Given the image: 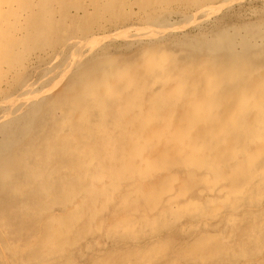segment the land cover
<instances>
[{"label":"rangeland","instance_id":"obj_1","mask_svg":"<svg viewBox=\"0 0 264 264\" xmlns=\"http://www.w3.org/2000/svg\"><path fill=\"white\" fill-rule=\"evenodd\" d=\"M6 1L0 264H264V0Z\"/></svg>","mask_w":264,"mask_h":264},{"label":"bare ground","instance_id":"obj_2","mask_svg":"<svg viewBox=\"0 0 264 264\" xmlns=\"http://www.w3.org/2000/svg\"><path fill=\"white\" fill-rule=\"evenodd\" d=\"M84 1V0H83ZM89 1V0H88ZM96 1V0H95ZM130 1V0H129ZM148 1V0H147ZM204 1V0H203ZM100 2V1H99ZM134 2H135V0H134ZM125 3H126V1H125ZM87 4H88V2H87ZM132 4H135V3H132ZM45 5V4H44ZM53 5L54 6H56V8H55V12H59V10H56V9H58V8H60V5H58V0H53ZM126 5V4H125ZM46 6V5H45ZM156 6V5H155ZM42 2H41V0H9V1H6V2H4L3 3V5H2V10H4L5 12H7L9 15H11L12 17H13V25H15V23H19L20 21H22V19H24V18H27V17H29V16H31V15H34V14H37V13H39L40 11H41V9H42ZM97 7V6H96ZM149 7V6H148ZM158 7V6H157ZM93 8V7H92ZM99 8V7H98ZM137 8V7H136ZM91 9V8H90ZM90 9H89V11H90ZM96 9V8H95ZM211 9V8H210ZM133 10V9H132ZM150 11V10H149ZM191 11V10H190ZM4 12V13H5ZM83 12H84V9H83ZM140 12H141V10H140ZM151 12V11H150ZM167 12V11H166ZM42 13V12H41ZM89 13V12H88ZM4 15V14H3ZM46 15V14H45ZM50 15V14H49ZM146 15H148V14H146ZM44 17V16H43ZM45 17H47V16H45ZM61 17V16H60ZM168 17V16H167ZM48 18V17H47ZM51 18V17H50ZM34 20V19H33ZM24 22V21H23ZM68 23V22H67ZM55 26H57V27H55L56 29L58 28V25L59 24H61V20H59V18L58 19H56V22H55ZM58 24V25H57ZM22 26V25H21ZM15 27V30L17 31V33L20 31V27L18 26V25H15L14 26ZM32 28H35V31L37 32L38 30H37V26L35 25H33L32 26ZM54 28V29H55ZM50 29H53V28H51L50 27ZM58 30L61 32V29L60 28H58ZM63 30V29H62ZM58 32V31H57ZM24 33H25V31L23 32V31H20L18 34H20L19 36H23L24 37ZM56 35V34H55ZM1 36V35H0ZM20 39H22V40H24V38H20ZM87 40V39H86ZM81 43V42H80ZM80 43H77L76 44V47H75V50H74V52H73V54H71V58H72V56L75 58V59H77V60H79V61H82V59L84 58V55H85V53L83 54L82 53V51L84 50V52L86 51L85 50V47H88L87 48V51H91V48L89 47V46H87V45H84V44H80ZM70 44V43H69ZM67 45V44H66ZM72 47H73V45H72ZM220 51V50H219ZM230 52V51H229ZM261 52V51H260ZM253 53V54H252ZM251 54H252V56H253V59L254 58H260L261 56L260 55H258V52H252ZM257 53V54H256ZM56 55V54H55ZM248 56V55H247ZM248 58V57H247ZM74 59V60H75ZM67 61V60H66ZM242 61V60H241ZM254 61V60H253ZM72 62V61H71ZM71 62H69V64H71ZM247 62V61H246ZM255 62V61H254ZM257 62V61H256ZM74 63V62H73ZM241 63V62H240ZM78 64V63H77ZM59 65V64H58ZM73 65V64H72ZM74 65H75V63H74ZM85 65V64H84ZM73 66H71V68H72ZM78 68V67H77ZM0 69L1 70H6L7 68H6V66H1L0 67ZM0 70V71H1ZM66 70H67V68H66ZM3 72H5V71H3ZM208 76V75H207ZM201 81V80H200ZM34 85V84H33ZM27 86V85H26ZM23 87V86H22ZM30 87V86H29ZM32 87V86H31ZM17 89V88H16ZM26 90V89H25ZM37 90V89H36ZM22 91V90H21ZM30 91H32V90H30ZM30 91H29V93H30ZM34 91V90H33ZM38 91V90H37ZM41 91V90H40ZM20 92V91H19ZM26 92H27V90H26ZM10 93V92H9ZM28 93V92H27ZM24 94V93H23ZM22 95V94H21ZM8 96H11V94L10 95H8ZM24 96V95H23ZM34 93H30L27 97H28V99L26 100H20L19 99V102H17L14 106H12L8 111H5V113H4V115L3 116H1L0 117V121L2 122V123H9L7 120L10 118V117H12L11 115H13L14 113H17V114H15V115H18L19 114V112H23V111H25V110H27V109H29L30 111L29 112H31L32 110H33V106L35 105V100H31V98H34ZM36 97V96H35ZM119 97V96H118ZM16 99H18L17 97H16ZM22 99V98H21ZM24 99V98H23ZM14 100V99H13ZM7 102V100L5 101V102H3V103H6ZM2 103V102H1ZM10 104V103H9ZM178 105V104H177ZM91 106V105H90ZM102 106V105H101ZM97 110V109H96ZM22 112L20 113V115H23L22 114ZM28 112V113H29ZM95 112V111H94ZM27 113V114H28ZM25 114V113H24ZM26 114V115H27ZM85 116V115H84ZM87 116V115H86ZM10 120V119H9ZM68 121V120H67ZM260 122V121H259ZM263 122V121H262ZM15 123V122H14ZM66 123V122H65ZM261 123V122H260ZM256 124V123H255ZM62 125V124H61ZM15 124H14V126H13V129H15ZM259 128V127H258ZM13 131V130H12ZM17 131H19V128L17 129ZM17 133V132H16ZM101 136V135H100ZM134 138V137H133ZM186 138V137H185ZM110 139V138H109ZM188 139V138H187ZM186 139V140H187ZM8 140H9V138H8ZM185 141V140H184ZM95 142V141H94ZM98 142V141H97ZM115 142H116V140H115ZM114 142V143H115ZM10 144V143H9ZM6 145V144H5ZM12 145V144H11ZM13 146V145H12ZM86 148V147H85ZM108 148V147H107ZM185 148H187V147H185ZM109 149V148H108ZM6 150V149H5ZM216 150V149H215ZM36 151V150H35ZM190 151V150H189ZM86 152V151H85ZM217 152H219V151H217ZM185 153V152H184ZM199 153V152H198ZM197 153V154H198ZM199 155V154H198ZM3 157V156H2ZM35 158H36V156H35ZM90 161V160H89ZM105 161V160H104ZM138 161V160H137ZM207 162V161H206ZM3 163V162H2ZM106 164V163H105ZM26 165V164H25ZM96 165V164H95ZM229 165V164H228ZM38 166V165H37ZM230 170V169H229ZM33 172V171H32ZM17 173V172H16ZM28 173V172H27ZM25 175H26V173H24ZM45 176V175H44ZM52 176V175H51ZM50 176V177H51ZM261 176V175H260ZM17 177H19V176H17ZM28 177V176H27ZM209 178V177H208ZM7 178H5L4 179V181L6 180ZM31 179V178H30ZM247 179H249V178H247ZM1 180V179H0ZM2 181V180H1ZM0 181V182H1ZM24 181V180H23ZM243 181V180H242ZM21 182V181H20ZM34 182V181H33ZM2 183H4V182H2ZM238 183V182H237ZM241 184V183H240ZM4 185H7V184H5L4 183ZM9 185V184H8ZM46 185V184H45ZM237 185V184H236ZM250 185H252V184H250ZM40 187V186H39ZM242 187V186H241ZM250 187V186H249ZM248 187V188H249ZM15 188V187H14ZM18 188V187H17ZM234 188V187H233ZM258 188V187H257ZM3 189V188H2ZM239 189V188H238ZM237 190V189H236ZM235 190V191H236ZM247 190V189H246ZM248 191V190H247ZM254 191V190H253ZM257 192V191H256ZM238 193H239V191H238ZM245 194V193H244ZM251 194V193H250ZM234 195V194H233ZM244 196V195H243ZM241 198V197H240ZM260 198V197H259ZM233 201H234V199H233ZM236 201V200H235ZM237 203V202H236ZM258 203V202H257ZM241 204V203H240ZM262 204V203H261ZM260 204V205H261ZM229 205H230V203H229ZM231 206V205H230ZM238 206V205H237ZM241 206V205H240ZM247 206V205H246ZM256 206V205H255ZM259 206V205H258ZM229 207V206H228ZM239 207V206H238ZM261 207V206H260ZM259 207V208H260ZM250 208V207H249ZM254 208H256V207H254ZM230 209V208H229ZM234 209V208H233ZM236 209H238V208H236ZM242 209H243V207H242ZM239 210V209H238ZM254 211V210H253ZM259 211V210H258ZM261 211H262V209H261ZM263 211H264V209H263ZM229 213H228V215L226 216V219L229 221L228 223H227V225L231 222V220L232 219H230V217H229V215L231 216V215H234L235 216V212L234 211H231V210H229L228 211ZM238 212V211H237ZM203 213V212H202ZM254 213V212H253ZM243 214V213H242ZM247 214V213H246ZM249 214H251V213H249ZM222 215H224V214H222ZM236 216H238L237 214H236ZM251 216V215H250ZM246 217V216H245ZM208 218V217H207ZM237 218V217H236ZM257 218V217H256ZM62 219V218H61ZM225 219V220H226ZM234 219V218H233ZM199 220V219H198ZM224 220V221H225ZM258 220V219H257ZM120 222H122V221H120ZM203 223H205V224H207L208 223V220L205 218L203 221H202ZM261 222V221H260ZM58 223V222H57ZM56 223V224H57ZM223 223V222H222ZM251 223V222H250ZM119 224V223H118ZM258 225H259V223H257ZM55 225V224H54ZM210 225V224H209ZM232 225V224H231ZM230 226V225H229ZM249 226V225H248ZM59 227V226H58ZM225 227V226H224ZM259 227H260V230H264V227L262 226H260L259 225ZM213 228V227H212ZM216 228V227H215ZM222 228V227H221ZM252 228H255V227H252ZM252 228H251V230H252ZM47 229V228H46ZM50 229H52V227L50 228ZM220 229V228H219ZM257 229V228H256ZM59 230V229H58ZM213 230V229H212ZM254 230V229H253ZM204 231V230H203ZM221 231V230H220ZM223 231V230H222ZM226 231V230H225ZM257 231V230H256ZM224 232V231H223ZM244 232V231H243ZM252 232V231H251ZM202 233V232H201ZM256 233V232H255ZM261 233V232H260ZM259 233V234H260ZM226 234H229V233H225V235ZM231 234V233H230ZM229 234V236H231ZM217 235H219V234H217ZM50 236V235H49ZM222 236V235H221ZM227 236V235H226ZM169 237V236H168ZM199 237H200V234H199ZM199 239V238H198ZM201 239V238H200ZM208 239V238H207ZM48 240V239H47ZM53 240V239H52ZM260 240V239H259ZM50 241V240H49ZM249 241V240H248ZM259 241H257V243H258ZM226 244V243H225ZM258 244H260V242L258 243ZM262 244H264V234H263V236H262V241H261V245ZM206 245H208V244H206ZM1 247V246H0ZM246 248V247H245ZM244 248V249H245ZM258 248H260V247H258L257 246V248L256 249H258ZM262 249L264 248V247H261ZM219 249V248H218ZM244 249H240L241 251L242 250H244ZM247 249V248H246ZM252 249H253V247H252ZM255 249V248H254ZM255 249V250H256ZM215 250V249H214ZM251 250V249H250ZM261 250V249H260ZM264 250V249H263ZM238 251V250H237ZM236 251V252H237ZM245 251V250H244ZM252 251H254V250H252ZM256 251H258V250H256ZM239 252V251H238ZM260 252H262V250L260 251ZM6 253V252H5ZM5 253H3V254H5ZM240 254L242 253V252H239ZM250 253V252H249ZM239 254V255H240ZM243 254V253H242ZM246 254V253H245ZM255 254H256V252H255ZM257 254H260V253H258L257 252ZM5 255H7V254H5ZM230 254H228V253H225V256L226 257H224V259L226 260H223L222 261V264H228L227 263V261H230V259L231 258H233V253L230 255V257L231 258H229L228 256H229ZM233 255V256H232ZM237 254H235V256H236ZM251 255H252V252H251ZM234 256V257H235ZM238 256V255H237ZM244 255H242V257H243ZM247 256L249 257V255L247 254ZM247 256L246 257H244V258H247ZM253 256V255H252ZM255 256V255H254ZM258 256V255H257ZM257 256H255V257H257ZM5 257V256H4ZM188 257V256H187ZM209 257V256H208ZM219 257V256H218ZM240 257V256H239ZM7 258V257H6ZM95 258V257H94ZM207 258V257H206ZM254 258V257H253ZM234 259V258H233ZM236 259H238V258H236ZM240 259V258H239ZM242 259V258H241ZM1 260V259H0ZM246 260V259H245ZM2 261V260H1ZM252 261L254 262V260H252V258H250L249 257V259L247 260V262L246 261H244V263L246 262L247 264H251L252 263ZM231 262V261H230ZM243 262V261H242ZM145 263V262H144ZM241 263V262H240ZM243 263V264H244ZM3 264V263H2ZM8 264H9V262H8ZM207 264V263H206ZM221 264V263H220ZM233 264V263H232Z\"/></svg>","mask_w":264,"mask_h":264}]
</instances>
